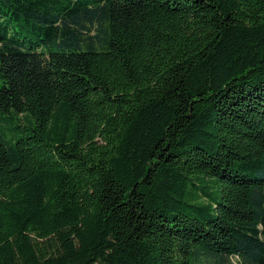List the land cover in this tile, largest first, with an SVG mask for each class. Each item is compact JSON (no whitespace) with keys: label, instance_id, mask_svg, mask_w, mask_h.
I'll return each instance as SVG.
<instances>
[{"label":"trees","instance_id":"1","mask_svg":"<svg viewBox=\"0 0 264 264\" xmlns=\"http://www.w3.org/2000/svg\"><path fill=\"white\" fill-rule=\"evenodd\" d=\"M0 81V264H264V0H0Z\"/></svg>","mask_w":264,"mask_h":264},{"label":"rangeland","instance_id":"2","mask_svg":"<svg viewBox=\"0 0 264 264\" xmlns=\"http://www.w3.org/2000/svg\"><path fill=\"white\" fill-rule=\"evenodd\" d=\"M0 85H1V81H0ZM232 262H235V259H233Z\"/></svg>","mask_w":264,"mask_h":264}]
</instances>
